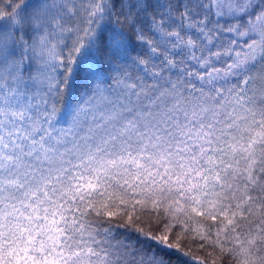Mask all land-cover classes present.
Listing matches in <instances>:
<instances>
[{"label":"trees","instance_id":"1","mask_svg":"<svg viewBox=\"0 0 264 264\" xmlns=\"http://www.w3.org/2000/svg\"><path fill=\"white\" fill-rule=\"evenodd\" d=\"M0 264H264V0H0Z\"/></svg>","mask_w":264,"mask_h":264}]
</instances>
